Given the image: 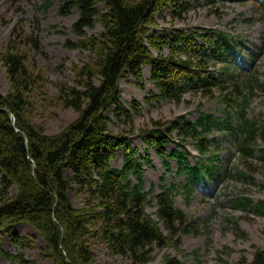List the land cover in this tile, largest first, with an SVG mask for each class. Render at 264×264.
Returning a JSON list of instances; mask_svg holds the SVG:
<instances>
[{"label": "trees", "instance_id": "obj_1", "mask_svg": "<svg viewBox=\"0 0 264 264\" xmlns=\"http://www.w3.org/2000/svg\"><path fill=\"white\" fill-rule=\"evenodd\" d=\"M198 2L60 0L58 15L77 12L71 31L78 40L68 39L65 47L90 52L91 63L75 69L76 86L59 90L61 104L78 117L56 135H48L28 117L29 95L41 76L31 72L26 49L41 52L38 33L18 34L15 44L8 45L1 61L14 91L0 94V258L11 264H31L25 253L32 245L16 231L19 226L37 233L43 244L40 254L51 264H96L95 244L105 245L110 256H122L132 264L148 263L156 249L179 247L181 235L196 232L197 226L176 207L174 195L182 189L189 197L195 183H205V176L219 168L214 151L218 130H226L234 141L240 167L236 174L254 182L256 161L264 178V121L248 113L251 99L263 86L255 67L256 54L249 52L245 57L241 43L213 28L185 29L172 23L158 38L152 34L166 10L174 22ZM52 6L45 0L40 8L47 12ZM98 26L101 31L91 33ZM146 66L151 68L149 80L158 98L180 104L190 93L224 106L223 117L201 112L195 121L180 117L167 124L154 122L151 130L143 131L142 141L176 160L178 175H185L183 184L162 186L157 194L145 189L149 157L138 153L131 142L133 112H139V104L123 103L120 86L123 77H130L144 88ZM109 114L129 130L112 132ZM234 119L239 121L236 126ZM173 142L182 147L194 144L201 157L211 156L204 159L209 164L192 163L185 151L168 154L165 148ZM120 153L124 164L114 167ZM166 167L171 170L170 163ZM74 198H81L82 205L76 207ZM152 200L157 206L155 218L147 212ZM238 203L264 215V201L254 204L241 197ZM234 228L239 231L237 223ZM6 238L15 252L3 249ZM162 264L183 262L167 256ZM196 264H201L198 258ZM235 264H264V249L257 248L251 260L243 256Z\"/></svg>", "mask_w": 264, "mask_h": 264}, {"label": "rangeland", "instance_id": "obj_2", "mask_svg": "<svg viewBox=\"0 0 264 264\" xmlns=\"http://www.w3.org/2000/svg\"><path fill=\"white\" fill-rule=\"evenodd\" d=\"M53 6L46 12L43 8L45 0H0V94L8 96L13 93L14 86L8 77L7 70L1 61V55L7 50L10 43L15 44L18 34L30 35L34 30L38 33L42 50L39 53L26 49L30 56L29 67L34 76H41L35 91L30 94V107L28 117L35 125L42 126L48 135H56L72 123L77 113L66 108L58 99L62 86H76L78 77L75 69L91 63V53L65 47L68 39L76 41L78 37L71 31V26L77 18L74 11L70 16L58 15L57 6L60 0H50ZM98 2V0H95ZM103 8L101 3L97 5ZM163 18H158V26L152 30L158 38L165 30L175 27L192 29L213 28L223 31L236 43H245L249 51L258 49L255 67L259 80L263 83L256 96L249 103V117L260 122L264 121V1L259 0H226L216 4L208 0H199L180 19L172 20L170 11L166 10ZM39 21L37 24L36 21ZM19 29V31H17ZM16 31L18 33H16ZM98 26L91 33H98ZM243 55L247 52L244 50ZM150 66L144 68V88L133 78L123 77L120 80L122 101L128 104L137 101L139 112H133L135 134L131 138L133 148L138 149L142 156L149 157V164L145 165V189L157 194L162 186L176 184L180 186L185 182V175H178V162L158 152L156 147L149 148L142 141L143 131H149L154 122L167 124L177 118L185 117L195 121L201 112L223 117L220 110L224 108L220 102L209 101L203 97L185 94L180 104L171 100L158 98L159 92L150 78ZM108 123L112 132L119 133L129 130L128 125L118 122L112 115ZM237 119L233 125H238ZM215 154L219 155L216 162V171L205 176V183L198 182L192 186V193L182 192L175 196L176 207L182 209L195 221L197 231L182 234L181 245L169 246L165 249H156L152 258L145 264H162L167 256L177 257L183 264H196L198 258L201 264H230L237 263L243 256L251 260L257 248L264 249V215L245 209L237 204L241 197H247L254 204L264 201V178L260 165L254 161L252 172L254 182L244 181L236 174L239 167V155L234 148V141L226 130L215 131ZM176 140V139H175ZM174 150L187 152L188 159L194 163L209 164L201 157L194 144L179 146L177 142L165 148L168 154ZM170 163V171L166 167ZM124 157L118 154L113 162L114 167H121ZM255 167V168H254ZM152 194V195H153ZM76 207L81 206V198L73 199ZM157 210L156 201L147 207V212L155 218ZM239 226V231L234 228ZM16 231L29 238L31 249L26 251V257L31 264H51L40 254L43 247L37 233L27 226H19ZM91 243H95L94 240ZM97 248L96 264H132L122 256H110L105 245H94ZM3 249L15 252L16 247L6 238ZM0 264H11L7 259L0 258Z\"/></svg>", "mask_w": 264, "mask_h": 264}]
</instances>
